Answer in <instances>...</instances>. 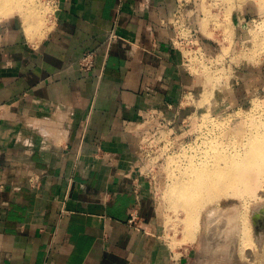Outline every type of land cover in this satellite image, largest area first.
Instances as JSON below:
<instances>
[{"label":"crops","instance_id":"1","mask_svg":"<svg viewBox=\"0 0 264 264\" xmlns=\"http://www.w3.org/2000/svg\"><path fill=\"white\" fill-rule=\"evenodd\" d=\"M179 6L57 0L44 38H28L20 18L0 24V264L168 259L151 228L131 223L149 202L134 127L188 84L173 46Z\"/></svg>","mask_w":264,"mask_h":264},{"label":"rangeland","instance_id":"2","mask_svg":"<svg viewBox=\"0 0 264 264\" xmlns=\"http://www.w3.org/2000/svg\"><path fill=\"white\" fill-rule=\"evenodd\" d=\"M33 1L35 16L29 19L32 34L34 38H44L54 23L57 0ZM179 3L182 13L177 25L181 32L175 44L183 55L188 84L180 91L176 106L168 112L156 110V117L134 127L141 131L140 167L135 174L142 180V191L149 202L144 203V217L136 218L133 227L141 233L143 228L152 229L158 248L167 253L168 259L161 258V264H167L168 260L171 264H212L218 246L225 243L219 239L225 216L218 217L219 213H214L216 204L209 205L203 219L200 215L205 212L198 216L197 223L201 226L196 224L195 234L188 238L187 215L182 209L173 208L169 190L177 168L187 164L185 158L205 155L203 150L211 133L222 135L232 131L235 135L238 127L246 131L253 119L264 121V9L252 1L237 9L224 0H179ZM230 9L234 10L230 13ZM10 17L21 19L27 35L24 14L15 11L0 19V24ZM40 22L42 28L35 31ZM256 214L264 230V207ZM159 253L157 250V262Z\"/></svg>","mask_w":264,"mask_h":264},{"label":"bare ground","instance_id":"3","mask_svg":"<svg viewBox=\"0 0 264 264\" xmlns=\"http://www.w3.org/2000/svg\"><path fill=\"white\" fill-rule=\"evenodd\" d=\"M224 1L230 2L231 8L237 9L244 3L252 1L264 9V0ZM32 2L34 1L0 0V19L10 16L15 11L22 12L26 18L27 36L33 37V25L29 22V19L35 16L33 13L35 3ZM232 10L234 9L229 10L230 13ZM42 23L38 24L35 31L42 28ZM237 129L235 135L232 131L231 134L221 133L222 135L211 133L206 139L208 145L203 150L204 156L188 160L185 158L187 164L184 163L182 167L177 168L178 173L172 176L169 199L173 208H180L187 215L185 226L188 238L195 234L200 212H205L200 215L203 219L202 216L206 214L209 205L216 204L214 213H219L218 217L225 216V223L219 235V239H223L225 243L218 246L212 264H264V230L258 224L256 214L262 206L264 207V121L256 118L246 131L244 127ZM238 135L241 137L238 138ZM221 207L226 209H219ZM259 220L262 222V218ZM195 238L196 236L194 240ZM201 244L203 245L202 241ZM199 254L203 257L201 253ZM204 255L207 256L208 253Z\"/></svg>","mask_w":264,"mask_h":264},{"label":"built area","instance_id":"4","mask_svg":"<svg viewBox=\"0 0 264 264\" xmlns=\"http://www.w3.org/2000/svg\"><path fill=\"white\" fill-rule=\"evenodd\" d=\"M181 13H182V6L180 4L178 10L176 11L175 13V17H174V23H173V26L174 28H176V35H175V40H177L179 38V33L181 32V27H179L177 25V23L179 22L180 18H181ZM178 36V37H177ZM120 40L118 34L115 32V31H112L110 32L109 34V38H108V47L109 49L112 48L118 41ZM173 46H174V49H178L176 47V44L175 42H173ZM179 52H181L179 50ZM182 54V52H181ZM83 68H85L86 70H91L93 67H94V56L93 54H88L87 56H85L81 62ZM158 116H162V114H158ZM156 117V114L155 112H152L150 115H149V118L148 119H151V118H154ZM135 217L132 218L131 220V223H134L135 222Z\"/></svg>","mask_w":264,"mask_h":264}]
</instances>
